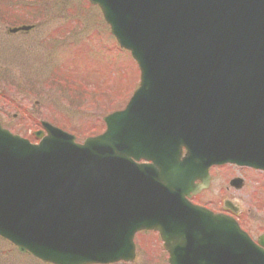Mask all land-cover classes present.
<instances>
[{"label": "water", "instance_id": "1", "mask_svg": "<svg viewBox=\"0 0 264 264\" xmlns=\"http://www.w3.org/2000/svg\"><path fill=\"white\" fill-rule=\"evenodd\" d=\"M88 1L139 85L82 143L0 125V237L44 262L108 264L156 230L168 264H264V235L185 199L212 164L264 170V0Z\"/></svg>", "mask_w": 264, "mask_h": 264}, {"label": "rangeland", "instance_id": "2", "mask_svg": "<svg viewBox=\"0 0 264 264\" xmlns=\"http://www.w3.org/2000/svg\"><path fill=\"white\" fill-rule=\"evenodd\" d=\"M0 19L6 23H0V121L31 142L41 121L78 142L102 132V118L122 109L138 85L131 57L116 45L99 10L83 0H0ZM12 23L38 26L6 35ZM252 212L256 236L264 231V208ZM135 243L136 259L126 264H167L156 233L140 232ZM0 264L45 263L0 239Z\"/></svg>", "mask_w": 264, "mask_h": 264}, {"label": "flooded vegetation", "instance_id": "3", "mask_svg": "<svg viewBox=\"0 0 264 264\" xmlns=\"http://www.w3.org/2000/svg\"><path fill=\"white\" fill-rule=\"evenodd\" d=\"M1 20L0 23L6 24ZM32 25L33 28L29 31L11 32V29L16 27L12 23L11 26H5L3 32L12 36L26 34L38 26ZM208 174V185L201 188L202 181L196 179L194 181L195 192L190 193L188 199L193 204L205 207L213 213L233 217L240 227L256 240L259 234L253 237L254 219L252 215L254 213L252 210L257 211L260 207L264 208V172L245 166L225 164L211 166ZM239 193H244L242 198L239 197ZM248 202L250 204H247Z\"/></svg>", "mask_w": 264, "mask_h": 264}]
</instances>
